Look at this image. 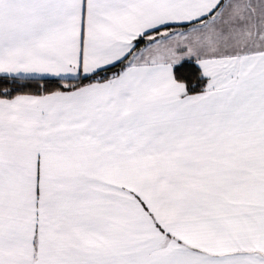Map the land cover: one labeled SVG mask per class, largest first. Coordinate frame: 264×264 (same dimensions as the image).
Instances as JSON below:
<instances>
[{
  "label": "snow or ice",
  "instance_id": "1",
  "mask_svg": "<svg viewBox=\"0 0 264 264\" xmlns=\"http://www.w3.org/2000/svg\"><path fill=\"white\" fill-rule=\"evenodd\" d=\"M0 264H264V0H0Z\"/></svg>",
  "mask_w": 264,
  "mask_h": 264
}]
</instances>
